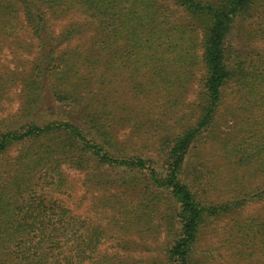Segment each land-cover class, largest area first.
<instances>
[{
    "label": "trees",
    "instance_id": "obj_1",
    "mask_svg": "<svg viewBox=\"0 0 264 264\" xmlns=\"http://www.w3.org/2000/svg\"><path fill=\"white\" fill-rule=\"evenodd\" d=\"M260 2L0 0V51L23 31L33 55L28 97L0 122V264H201L207 222L264 199ZM233 82L241 97H225ZM220 115L235 122L223 143ZM211 137L240 185L221 203L194 153ZM71 170L101 190L95 216L72 207ZM252 227L242 239L264 247V218Z\"/></svg>",
    "mask_w": 264,
    "mask_h": 264
},
{
    "label": "rangeland",
    "instance_id": "obj_2",
    "mask_svg": "<svg viewBox=\"0 0 264 264\" xmlns=\"http://www.w3.org/2000/svg\"><path fill=\"white\" fill-rule=\"evenodd\" d=\"M260 1L259 5L261 6H259L254 15V19L258 22L264 20V0ZM249 26L247 27L248 32L241 33L239 30L236 31V40L240 41L244 46H248L246 43L249 40L247 35L252 30ZM17 32L19 33H16V36L4 40L3 49L0 51V86L3 87V89H0V122L17 114L26 97H28L27 85L24 83L27 73L24 74V72L30 69L33 55H31L28 34L23 31ZM240 34L243 36H240ZM250 36L253 51L264 52V41L256 45L253 41L256 36H253V34ZM14 72L20 73L15 81L11 78ZM225 97H241V95L234 94V82L226 89ZM113 98L125 102H133L136 105L138 103L137 97ZM233 105L234 100L228 99V102L223 104L222 107L225 108ZM224 108L220 109L221 112ZM127 111L122 110L121 112L127 113ZM137 112L134 115V123L140 122ZM245 115L247 114H243L241 117L243 118ZM221 119H223L222 122H220ZM218 122L219 125L214 137H217L216 139H219L222 143L225 140H231L234 137V116L223 117L220 115ZM122 128L120 130L121 138L124 133L129 132V128L126 126ZM210 139L209 145L205 143V139L198 142L199 145H197L194 153H199L200 157L205 160L207 177L210 179V183L206 187V195L209 196L210 201L221 203L229 197H234V192L240 188V185L236 179L234 165L225 162L220 156L219 151L211 148L218 145L214 140L215 138L211 137ZM196 158H199V156H196ZM69 174L74 183L72 207L77 213L92 212L91 214L95 216L97 210L95 209L94 200H96L101 190L92 187L91 184L86 182L85 176L82 173L71 170ZM263 218L264 199L255 201H251L250 199L247 205L238 211L234 212L233 210L215 218L211 222H207L200 233L199 239L198 248L201 252V264H264V247L260 242V235L257 238H252V241H248L244 238L242 239L243 236L240 233V227L245 225L253 226V232L257 233Z\"/></svg>",
    "mask_w": 264,
    "mask_h": 264
}]
</instances>
